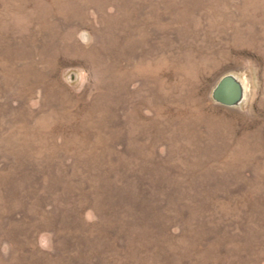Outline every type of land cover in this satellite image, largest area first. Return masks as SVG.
Listing matches in <instances>:
<instances>
[{
    "label": "rangeland",
    "instance_id": "rangeland-1",
    "mask_svg": "<svg viewBox=\"0 0 264 264\" xmlns=\"http://www.w3.org/2000/svg\"><path fill=\"white\" fill-rule=\"evenodd\" d=\"M0 264H264V0H0Z\"/></svg>",
    "mask_w": 264,
    "mask_h": 264
},
{
    "label": "water",
    "instance_id": "water-1",
    "mask_svg": "<svg viewBox=\"0 0 264 264\" xmlns=\"http://www.w3.org/2000/svg\"><path fill=\"white\" fill-rule=\"evenodd\" d=\"M242 94L241 86L231 77L224 78L216 87L215 99L223 105L231 106Z\"/></svg>",
    "mask_w": 264,
    "mask_h": 264
},
{
    "label": "bare ground",
    "instance_id": "bare-ground-1",
    "mask_svg": "<svg viewBox=\"0 0 264 264\" xmlns=\"http://www.w3.org/2000/svg\"><path fill=\"white\" fill-rule=\"evenodd\" d=\"M244 83H245V82H244ZM241 91H242V89H241ZM241 96H243V95L241 94ZM240 99H241V97H240ZM240 99H238L237 101H239ZM237 101H236V102H237Z\"/></svg>",
    "mask_w": 264,
    "mask_h": 264
}]
</instances>
